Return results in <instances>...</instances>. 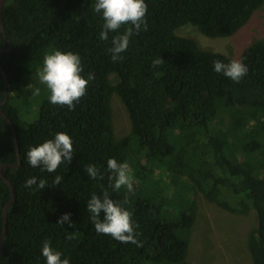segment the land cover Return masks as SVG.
Here are the masks:
<instances>
[{"label":"trees","instance_id":"16d2710c","mask_svg":"<svg viewBox=\"0 0 264 264\" xmlns=\"http://www.w3.org/2000/svg\"><path fill=\"white\" fill-rule=\"evenodd\" d=\"M147 31L130 38L123 60L113 62L112 37L100 39L103 19L95 0H5L0 10V52L7 86L0 74V167L12 187L7 209L0 264H46L42 244L68 258L70 264H188L189 233L194 224L196 197L235 215H254L247 236L252 264H264V40L250 43L236 58L201 49L194 40L176 34L184 26L205 37H232L252 20L264 0H145ZM230 37V38H231ZM72 52L81 58L86 95L70 111L43 99L27 121L30 92L21 97L31 74L42 68L43 56ZM165 61L153 66L152 61ZM241 60L248 74L235 83L213 69V61ZM39 88L38 85L34 86ZM116 95L127 114L130 133L116 140L111 98ZM15 133L18 154L15 148ZM58 132L72 139L73 158L48 173L31 167L26 153ZM139 143L143 164H136L130 146ZM127 163L139 185L114 191L107 161ZM12 168L5 164L16 165ZM95 165L103 180L84 171ZM63 179L56 186L55 176ZM35 176L43 190L25 188ZM151 188L142 193L140 185ZM35 189V190H34ZM107 190L112 200L133 213L139 233L134 243H121L97 234L86 210L93 194ZM11 190L0 177V234L3 208ZM70 213L67 223L56 224ZM103 213H101V216ZM73 234L74 239L66 236Z\"/></svg>","mask_w":264,"mask_h":264},{"label":"clouds","instance_id":"9594fccd","mask_svg":"<svg viewBox=\"0 0 264 264\" xmlns=\"http://www.w3.org/2000/svg\"><path fill=\"white\" fill-rule=\"evenodd\" d=\"M94 11L100 13L104 21L103 30L99 33L101 40L107 41L109 32L118 33L122 26L128 25L123 34L112 37V46L108 49L113 62L122 61L121 53L127 50L130 38L139 34L141 30H148L146 23L148 6L145 0H95ZM164 62L159 57L153 60L152 64L159 66ZM213 69L235 83H239L248 74V67L241 60L235 59L227 64L218 60L213 61ZM82 72L83 67L78 54L59 50L46 54L38 76L40 82L50 93L49 102L61 107L66 106L70 111H74L76 104L86 95L89 82L95 79L92 73H89L85 79L81 75ZM40 91V88H35L33 95L39 96ZM73 151L71 137L64 132H58L53 139L31 147L26 153V158L31 167H39L42 171L53 173L61 164L71 163ZM107 168L112 173L109 179H114V183L109 185L114 191H119L122 187L128 192L134 190L133 174L126 162L118 163L116 159L110 158L107 161ZM84 171L90 179H104L100 170L93 164L87 165ZM62 179L61 175L55 176L53 184L58 186ZM33 186L43 190L47 186V181L45 179L38 181L35 176L25 181V188ZM86 210L91 214L90 220L97 234L110 235L121 243H134L138 247L142 246L137 240L139 233L135 229L138 226L133 223V213L112 200L106 189L103 191L102 198L95 194L91 196ZM101 213H103L102 216ZM70 215V213L62 214L56 224L63 226L67 223L69 227H72L73 222L69 219ZM74 238L73 234L66 236L68 240ZM41 254L46 264H70V260L62 259V253L54 250L48 240L43 242Z\"/></svg>","mask_w":264,"mask_h":264},{"label":"rangeland","instance_id":"374dc122","mask_svg":"<svg viewBox=\"0 0 264 264\" xmlns=\"http://www.w3.org/2000/svg\"><path fill=\"white\" fill-rule=\"evenodd\" d=\"M176 34L187 37L203 50L211 52H223L231 58H236L239 52L250 43L264 40V3L257 10L251 22L240 32L230 37H205L192 26L180 27ZM51 53L50 50L45 52ZM43 63L41 64V67ZM37 68L35 74H31L32 67L27 69L25 77L28 81L21 92V97L30 92L27 101L26 111L22 117L27 121L33 120L38 104L43 99H49V91L39 80ZM40 88V95L34 96V86ZM112 125L116 140H119L130 133V124L120 100L116 95L111 98ZM131 156L136 164H143L139 155V143L133 139ZM133 185H139V181L133 178ZM142 188V193L154 188L147 185ZM126 190V188H121ZM254 215L249 213L246 216L232 215L214 204L206 201L201 195L196 197V212L194 224L190 229L186 261L188 264H252L247 250V236L254 228Z\"/></svg>","mask_w":264,"mask_h":264},{"label":"water","instance_id":"95a60500","mask_svg":"<svg viewBox=\"0 0 264 264\" xmlns=\"http://www.w3.org/2000/svg\"><path fill=\"white\" fill-rule=\"evenodd\" d=\"M4 3H5V0H0V10H1L2 6L4 5ZM0 30L4 34V26H3V23H2V20H1V14H0ZM5 40H6V43H7V46L8 47L6 49L0 47V52H8L10 50V48H11L10 42L7 39H5ZM0 74H1V76L3 78L4 87L6 88V86H7V79H6L5 72H4V70H3V68L1 66H0ZM6 99H7V95H6V92H4V97L0 101V106L3 105L6 102ZM0 116H2L8 122V124L10 126L12 125L11 122L8 120V118L6 117V115L2 111H0ZM13 138H14L15 148H16V151H17V154H18L17 140H16V136H15V133L14 132H13ZM4 166H9V167H12V168H17V167H19V162L16 165H11V164L8 165V164H5ZM1 169H2V167H0V177L2 178V180L4 181V183L9 186V188L11 190V197H10L9 201L6 203V205L4 206L3 212H2V215H3V223L4 224H3L2 233L0 234V255H1V251H2V239H3L4 235H5V226H6V224H5V218H6V212H7V209L12 205L13 200H14V194L12 192V187L8 184V181L2 175Z\"/></svg>","mask_w":264,"mask_h":264}]
</instances>
